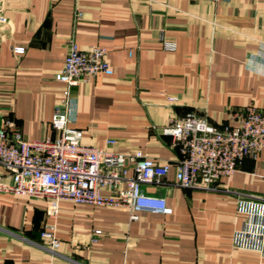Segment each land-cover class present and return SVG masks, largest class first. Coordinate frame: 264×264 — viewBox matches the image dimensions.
I'll list each match as a JSON object with an SVG mask.
<instances>
[{"label": "crops", "instance_id": "crops-1", "mask_svg": "<svg viewBox=\"0 0 264 264\" xmlns=\"http://www.w3.org/2000/svg\"><path fill=\"white\" fill-rule=\"evenodd\" d=\"M72 37L82 49L105 47L114 71L70 88L71 127L87 146L114 139L118 153L174 161L163 133L170 122L195 114L220 126L247 105L264 109V0H3L0 127L31 141L57 136L51 122L67 87L56 74ZM0 175L11 183L1 165ZM165 183L144 188L172 213L137 221L122 209L61 202L56 251L42 238L54 222L45 201L0 192V264H264L234 243L245 221L236 196L181 188L174 168ZM221 185L264 196V150Z\"/></svg>", "mask_w": 264, "mask_h": 264}, {"label": "built area", "instance_id": "built-area-1", "mask_svg": "<svg viewBox=\"0 0 264 264\" xmlns=\"http://www.w3.org/2000/svg\"><path fill=\"white\" fill-rule=\"evenodd\" d=\"M164 46L176 49L174 42H164ZM15 52L22 54L25 47L18 46ZM107 56L105 47L82 49L74 37L70 38L64 65L56 74L67 87L51 122L57 136L31 141L10 123L0 127V165L11 178V183H5L0 175V192L45 201L46 214L54 222L46 226L42 238L56 251L61 246L56 235L61 202L122 209L132 221L142 212L171 214L167 199L144 187H164L174 168L181 188L223 190L236 196L245 221L234 243L264 256V196L221 185L245 160H256L264 150V109L247 105L233 111L229 122L220 126L195 114L170 122L163 133L173 138L177 150L174 161L159 163L141 150L118 153L114 139L107 141V148L87 146L82 142L83 132L71 127L74 108L70 88L100 73L112 75ZM101 235V230L94 231L91 241L98 242Z\"/></svg>", "mask_w": 264, "mask_h": 264}]
</instances>
